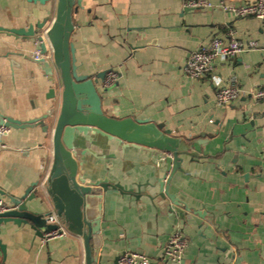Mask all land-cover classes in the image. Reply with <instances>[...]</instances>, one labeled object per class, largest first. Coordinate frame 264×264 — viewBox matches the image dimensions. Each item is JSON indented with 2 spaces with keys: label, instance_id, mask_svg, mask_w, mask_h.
Here are the masks:
<instances>
[{
  "label": "crops",
  "instance_id": "1",
  "mask_svg": "<svg viewBox=\"0 0 264 264\" xmlns=\"http://www.w3.org/2000/svg\"><path fill=\"white\" fill-rule=\"evenodd\" d=\"M209 1L213 6L205 8L187 7V0L75 3L74 64L81 74L99 76L104 111L149 119L182 138L208 139L192 147L198 157L184 155L182 170L171 180L170 192L192 208L180 214L168 209L158 191V180L167 174L161 156L106 137L82 143L90 149L83 155L86 176H108L122 185L101 198L105 264L125 251L142 252L151 264H173L164 256V245L176 228L189 239L186 264H264V99L249 95L264 87V19L239 17L220 6L255 0ZM55 9V2L0 0V26L21 28L46 17L50 26ZM213 36L236 37L247 46L217 59L206 76H189L188 56ZM38 49L35 41L0 31V115L28 120L53 106V82L30 57ZM110 69L119 76L107 87L101 75ZM232 76L244 95L220 103L217 79L226 83ZM3 141L0 197L12 204L48 175L52 134L39 125L11 127ZM50 228L38 234L28 224L3 223V264H86L82 237L72 232L47 237Z\"/></svg>",
  "mask_w": 264,
  "mask_h": 264
},
{
  "label": "water",
  "instance_id": "2",
  "mask_svg": "<svg viewBox=\"0 0 264 264\" xmlns=\"http://www.w3.org/2000/svg\"><path fill=\"white\" fill-rule=\"evenodd\" d=\"M27 1L41 4L55 2L52 24L47 26L46 17L21 28L0 26V31L25 43L35 41L39 44L42 56L30 57L40 64L53 82L51 98L54 103L42 116L28 120L1 114L0 124L10 128L39 125L45 133L51 131L53 162L48 175L33 183L31 189L35 186L34 190L15 198L11 208L0 212V234L1 225L7 222L28 224L38 234L50 225V231L57 226L48 221L51 210H54L70 232L82 237L86 264H105L100 255L101 198L104 191L109 188L122 190V185L111 183L108 176L96 179L86 176L83 155L90 149L82 143L92 144L99 137H106L120 145L148 148L161 156L167 174L158 180V191L167 201L168 209L180 214L192 208L177 193L170 192L171 180L177 170H182L184 155L198 157L199 152L192 147L195 144L204 145L208 139L202 136L182 138L149 119L118 118L107 114L103 108L102 92L98 88L99 76L81 74L74 64V47L70 37L74 29L73 10L78 0ZM49 46L51 53L48 55ZM106 72L101 75L102 81ZM2 149L0 143V151ZM45 207L49 210L42 211ZM119 257L113 264H120ZM5 259L6 245L0 236V264Z\"/></svg>",
  "mask_w": 264,
  "mask_h": 264
},
{
  "label": "built area",
  "instance_id": "3",
  "mask_svg": "<svg viewBox=\"0 0 264 264\" xmlns=\"http://www.w3.org/2000/svg\"><path fill=\"white\" fill-rule=\"evenodd\" d=\"M187 7L205 8L213 6L209 0H187ZM220 6L239 17L255 16L264 19V0H255L252 2H244L239 4L221 3ZM246 44L232 37L230 40H224L219 36H213L208 44L201 46L199 49L190 53L185 63L184 69L186 73L193 78L204 77L213 71L215 61L217 59L226 60L239 53L246 48ZM34 57L42 56L40 49L34 52ZM118 71L110 69L106 72L105 86H112L118 79ZM219 84L216 98L220 103H229L244 95V92L238 84V78L232 76L226 83H222L221 79H217ZM251 95L255 100L264 99V87H258L252 90ZM10 130L5 124H0V143L6 146L3 138ZM12 207V204L4 197H0V212L6 211ZM48 221L57 226L45 235L47 237H64L69 234L68 228L62 223L60 216L56 212H52L48 216ZM189 244L186 234L179 228H176L169 236L164 245V256L173 264H186L184 261L185 252ZM120 264H151L148 255L138 251H125L120 254Z\"/></svg>",
  "mask_w": 264,
  "mask_h": 264
}]
</instances>
